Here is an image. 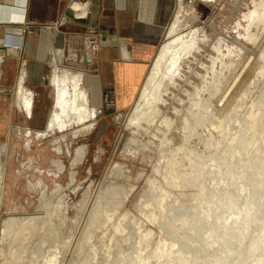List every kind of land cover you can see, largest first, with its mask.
<instances>
[{"label": "bare ground", "instance_id": "6f19581e", "mask_svg": "<svg viewBox=\"0 0 264 264\" xmlns=\"http://www.w3.org/2000/svg\"><path fill=\"white\" fill-rule=\"evenodd\" d=\"M70 4L75 9H80L82 5L77 0H71ZM73 4H78V6H73ZM197 17V11L190 2L178 0L174 18L168 29L170 36H173L166 42L161 43V48L155 57L154 65L151 67L140 89L138 98L134 101L131 112L127 115L125 125L141 126L147 129L146 126H143V122L146 121L149 126L154 127H152L154 130L152 134L154 136L157 135L159 139V141L153 139L141 140L139 137L133 136L130 138V141L141 144L149 150L158 149L160 151L159 158L153 168L154 173L158 176H153L148 187L142 190L143 193L141 191L142 194L136 197L133 204L149 220L154 221L163 233L159 239L165 245V251L168 255L165 260L167 264H172L175 258L176 260H180L190 255L194 256L193 259L196 261L194 264H215L216 256L222 255L224 251L228 252L229 250L237 252L234 256V264H264V236L261 235L262 229L260 231L257 230L259 233L257 231H255L257 233L253 232L254 235L246 232L231 236L229 234L230 231H228V226L231 224L228 222L229 219H232L230 222H235L241 216V219L244 220L249 207L254 204L256 205V203L258 204L255 197V199L252 198V200L248 199L250 201H247V198L244 199V197L248 196V194L245 196L242 194L243 191H245L244 193L247 191L249 193L250 190L257 188L251 183V179L257 177V174L253 177V173H249L250 171L247 168L252 160L255 159L254 161H256L258 157L251 160L249 156H238L236 151L238 148L250 151V146H254V152L259 150L261 154L259 148H264V145H261L264 144V96L260 97L257 107H250L245 113L246 120H248L247 126L252 128L254 132L252 136L243 135L240 138L238 136L235 140L222 145L223 151H216L218 139L212 137L210 132L208 142L210 145H214L212 147L214 148V152L209 156L195 153L194 155L192 152L187 154V149L189 148L186 142L190 137L196 135L197 126L200 123L202 125L205 121H210L212 125L216 124V127L219 130L221 129V132L225 136L228 135L226 124L232 119L230 113L225 117L212 119L209 114H200L199 112L202 111V108L199 107L207 103L209 105H206L207 108L212 105L213 98L216 97L217 93L219 94L223 80L227 83H231L232 80V83H235L236 76L234 69L237 64L238 55L241 53L236 44L222 37H218L216 42L208 41L206 32L199 26H193L194 22L192 23V21ZM245 23L246 26H249L246 31L244 30L246 36L255 39L256 33L252 31L251 26L258 27L259 24L264 23V0H252V6L249 7L246 13ZM186 26L189 29L183 31ZM222 39L224 40V46ZM201 44L210 45L215 52V54H209V62L195 61L196 52L201 48ZM166 55L169 56L165 57ZM163 57L167 61L166 65L168 63L165 69L166 72L161 70L160 61ZM194 62L201 64L204 68L203 71H197V79L199 78V81H195L186 75L184 76V65H187L188 70H192ZM73 71L70 72L66 68H61L53 73L52 82L55 86V102L53 107H51L45 128L36 129V134L32 136L31 128L22 127L19 124L16 125L13 139L16 141L22 129H24L27 136L23 145L24 150L32 151L31 145L35 142V139L45 136L49 133V129H65L67 131V129L71 128L70 134L76 136L79 132L92 127V122L89 120L94 111L88 104L86 91L79 85L81 73ZM165 76H167V80L164 79L166 78ZM181 78L183 80L187 79L188 84L191 86L183 88L186 99L182 95L178 96L171 89V86H168V84H172V87H175L180 84L179 80ZM230 85L232 86V84ZM206 89L210 90L208 96L204 94ZM171 93L172 97L175 96L176 98L178 96L177 99L181 103L180 106L176 103L171 105V109L175 115L177 114L176 116H178L182 107H184L180 116L184 117V121L182 122L185 125L186 133H184V136L186 137L185 139L181 137V141L174 140L177 128L176 118L173 119L172 115H168L166 111L161 109L162 105H168L169 107L167 97ZM31 96L32 91L24 85L23 76L19 75L16 86V97L19 102L21 101V109H24L25 112H31ZM208 112H210L209 109ZM3 122L4 119H0V124ZM75 125L77 127L72 128ZM67 134L69 133L63 132L60 137L61 139L53 140V147L58 151H62L61 141L64 140ZM244 136L245 138H243ZM167 149L172 152L165 153ZM4 150V145L0 144V183L3 181L5 175L1 157ZM126 150L130 152L134 151L129 145H127ZM12 151H14V147L11 148V153ZM85 151V144H79L76 147V154L73 157L72 163L76 164L81 160ZM179 151H185V153H182L183 155L180 156ZM227 152H229L230 156ZM254 155L256 156L255 153ZM186 159L188 160V165L185 162ZM27 160L29 162L27 165L23 162L22 168H17L18 173H15V170L10 168L11 174L17 178L21 169L29 171L26 174L27 185L30 189H39V196H37L38 203L33 211L21 210L17 201H14L10 205L7 217L2 220L0 264H34L36 258L39 257L41 260L40 256H43L47 248L59 244L63 233V225L67 220L66 210H64L63 206L65 200L61 195L64 190L63 184L55 179L54 188L50 191L42 177L49 175L58 176L60 172L58 170L61 167L59 165L60 159H51L53 162L50 163L51 168L47 169V171L41 168L42 165L40 166L39 163L42 161L39 162V159L33 156V154L30 153ZM259 161L257 160V162ZM54 163L59 164L54 165ZM211 164L217 166V168L215 167L216 170H211ZM177 166L181 167L177 169ZM196 167L205 169V172L204 170L195 172ZM124 168L121 163L117 162L113 166L111 173L113 176L123 177L126 175ZM219 171L222 173L221 175H217ZM69 173L70 180L74 182L76 169L72 167ZM31 175L40 176L36 180H33ZM206 178L209 179L208 182L205 181ZM261 179L260 185L264 187V175H262ZM108 181L104 188L101 186L98 188L96 195L91 201L87 216L85 217V221H83V226L81 225L83 234L80 232L82 236H79L80 238L78 237L79 239H77L74 252L71 254V259L69 260L70 264L73 260L76 264H90L91 262L89 261L94 260L97 254L95 253L96 249L92 248L90 253L88 250L84 253L81 247L82 245H87L83 244V242H89L91 236L95 234L100 235V239L98 237L97 239L101 240L100 243L103 240V243L106 245V247L101 245L103 248H106V250L104 249L106 253H103L104 257H101L104 258V260L102 259L103 262L101 261L102 264H138L145 257V255H141V252L137 251L150 244L154 231L146 229L144 224L135 215L124 213V209L116 211V209L122 208L120 205L122 206L126 201L128 190L123 182L109 179ZM257 183L259 184V181ZM67 184L69 185V183ZM192 184L198 186V190L193 188L191 191L193 203H187L185 200L180 199L179 196L174 195L172 189L174 186L184 187ZM214 187H219L222 196L214 199L213 195L209 194L206 197L207 199H205L204 194H207L206 192ZM189 195L186 194L185 196L190 199ZM84 202L86 203L87 200ZM84 206L85 204L82 207ZM218 208H220L222 214L228 211L226 212L227 214L225 215L224 213V216H222L220 213H214ZM81 209L82 212L83 208ZM197 209L199 210L198 215L195 214ZM115 211L119 213L116 214ZM211 213H214L213 217L208 218V215ZM125 217L128 219H125ZM79 220L81 219L78 216L74 218V226L78 224ZM109 222L112 228H110L109 234L106 233L108 235L107 242L104 240L103 234L105 231L103 228H109ZM226 236L231 240L236 238L237 242L228 243L224 240ZM216 242L221 245L224 243L222 253L218 251L215 245ZM94 243L92 244L95 245ZM92 244L91 246H93ZM245 244L246 246H244ZM98 247H96L97 250ZM158 247L159 245H157ZM82 253L84 254L82 257L80 255L81 263H79L80 260L78 261L77 259L80 258L78 256Z\"/></svg>", "mask_w": 264, "mask_h": 264}, {"label": "rangeland", "instance_id": "374dc122", "mask_svg": "<svg viewBox=\"0 0 264 264\" xmlns=\"http://www.w3.org/2000/svg\"><path fill=\"white\" fill-rule=\"evenodd\" d=\"M187 1L191 3V5L196 9L198 14V17L193 19L192 21V23L194 22L193 26H199L200 28H202L206 32L208 41L216 42L218 37L220 38L222 37L228 40L229 42H233L234 44H236V47L240 49L241 52L238 55L237 64L234 69L236 76L235 83L233 84L232 80L231 83L230 82L227 83L223 80L221 83L222 84V87L220 89L221 92L219 91V94L217 93L216 97L213 98L212 105L207 108L206 106L208 105L207 103L206 105H204L206 106L205 108L203 105H202L203 107L202 106L199 107L202 108V111L199 112L200 114L202 113L205 115L209 114L211 115L212 119L214 118L216 119V117L219 118L225 117L228 113H230L232 119L226 124V126L228 127L227 131L230 133V135L227 132L228 135L225 136L221 132V129L219 130V128L216 127V124L212 125L210 121H205L204 123H202V125H200L201 123L199 125L197 124L198 126H197L196 135L190 137L189 140H187L186 142V145H188L189 148L187 149L188 150L187 154L192 152V154L194 153L198 155L205 154L206 156H209L212 152H214V148H212L214 147V145H210L208 142V139H210L209 138L210 132L212 134V137L218 139V142L216 144V148H217L216 151H223L222 145L235 140L238 136L240 138V136L243 135L252 136L254 134L253 129L247 126L248 120H246L245 113L247 112V110H249L250 107L251 108L257 107V103L260 101V97L264 96V23L259 24L258 27L251 26L252 31H255L256 33V38L251 39L248 38L245 34V31L249 27L248 25L246 26L245 19L249 7L252 6V0H183V2H187ZM177 5H178V0L175 9H177ZM174 12L172 14L169 23L166 25L164 29L163 37L161 39L162 42H166L169 38L173 36V35L170 36V34L168 33L169 32L168 29L174 18ZM187 29H189V27L186 26L183 29V31H186ZM161 41L160 43H162ZM223 46H224V40H223ZM200 47L201 48H199L198 51L196 50L197 52H196L195 61L209 62L208 59L209 54L210 53L215 54L213 48L210 45L208 46V44H201ZM160 48H161V44L158 47V49H156L155 51L156 54L154 53V55L151 57V59L148 62L146 69L147 73L145 72L146 75L144 74L143 76L144 78L142 81L143 83L149 71L151 70V67H153L154 65L155 57L160 51ZM167 56L169 55H166L165 57ZM166 62L167 61L164 57L160 61L161 70L163 72H166L165 69L167 68L168 65V63L166 65ZM184 68H185L184 76L186 75L187 77L192 78L195 81H199V78L197 79V74H198L197 71L204 70L201 64L195 62L192 70H188L187 65H184ZM165 77L166 78L164 79L167 80V76ZM182 78L181 80H179L180 84L176 85L175 87H172L173 86L172 84L170 85L168 84V86H171V89L178 96L182 95V97L186 99L185 94L183 92L184 91L183 88L191 87V86L190 84H188L187 79L183 80ZM182 82L183 84H181ZM230 84H232V86ZM142 85L140 86L142 87ZM46 87L45 89H47V91L52 89V86L50 84L49 86ZM137 90L134 93L130 104L127 107L121 109L119 113H116L117 116L113 122L111 121L112 120L111 118L113 117L112 115L114 114L116 109L108 110L107 112L108 117L105 118L106 120H102V119L98 120V122H96L90 129H88L89 132L85 130V132H79V134L76 136L70 134L71 128L67 129V131L65 129L64 130L49 129V133H47L45 136L41 137L40 139H35L34 143L32 142L33 143L31 145L33 148L32 151H27L26 149L25 150L23 149V145L27 137L24 129H22L17 140L14 141L13 138L15 136V127L17 124L21 125L22 127H29L31 128V133H32L31 135L33 136L36 134L35 133L36 129H43L46 127L47 119L46 122L44 123V122H40V120L36 117L32 121L30 120L28 123L23 116L27 112H25L24 109L16 107L17 106L16 88H15V97L12 92L9 93L3 92L2 94H0V119H4V122L0 124V144H3L5 147V150L1 154L3 161V170L5 172V175L3 181L0 183V233L2 230V220L5 217H7L8 211H10V205L13 204L14 201H17L21 210L24 211H33L38 203L37 196H39V189L38 188L30 189L27 185L26 174H28L29 171H23L24 169H21L19 176L16 178L11 174L10 168H13L15 170V173H18L17 168L18 167L22 168L23 162H25V165L29 163L27 159L30 153L33 154V156H35L37 159H39V162L42 161L41 163H39V165L40 166L42 165L41 168L42 169L44 168L45 171L51 168L50 163L53 162V160L51 159L53 158L60 159V164L54 163V165H58V164L61 165V167L58 170L60 171L59 175L58 176L49 175L42 177L45 180L47 184V188L50 189V191L54 188L53 186L55 185V179L61 182V184H63L64 190L62 191L61 195L65 200L63 206H64V210H66L65 213L67 220L63 225V233L60 237L59 244L57 246H51L47 248L43 256H40L41 260L39 257L36 258L34 264H70L69 260L71 259V254L74 252L76 243L78 241L77 239H79L83 234L81 225L83 226V221H85V217L87 216L88 210L90 208L89 206L91 205V201L93 197L96 195L98 188L100 186L103 188L106 186V184L109 182L108 179L123 182L128 190V197L126 201L122 204V206L120 205V207L122 208L121 209L118 208L116 209V211L118 210L121 211L122 209H124V213L128 215H135L144 224V227L146 229H151L154 231L152 240L150 244L147 245L148 248L147 246H144L142 249H140V251L139 249L137 251V252H141L142 256L145 255L142 261H140L138 264H167L165 260L166 257H168V255L167 252L165 251V245L163 244L162 240L159 239L163 235V233L160 231V228L157 226V224L154 221L149 220V218L145 214H143L140 210H138L135 204H133L135 203L136 197L140 196L143 193L142 190L145 187H148L150 181L153 179V176H158L157 174L154 173L153 168L160 155V151L158 149L149 150L143 147V145L141 144L130 141V138L133 136L139 137L141 140L153 139L155 141H159L158 136L155 135L157 136L155 137L152 134L154 131L152 129L153 126H149L146 123V121L143 122V126H146L147 129L141 126L125 125L127 115L131 112L134 101L139 96L140 91ZM49 92L50 91H48L47 93ZM209 92L210 90L206 89L204 94L208 96ZM47 93H45V99L43 101V104L40 106V109L43 112L48 113L49 115V112L51 110L50 108L52 107V100L46 96ZM178 96H176L175 98V96L172 97V93L169 94L167 97L169 107L168 105L167 106L162 105L161 109L166 111L168 115L170 116L172 115L173 119L176 118L177 128L175 131L176 135L174 137V140L181 141V137H184V139L186 137L184 136V133H186V129L184 128L185 125L184 122H182L184 121L183 119L184 117L180 116V113L182 112L184 107H182L181 112L178 114V116H176L177 114L175 115V113L171 109V105L174 103L178 104L179 106L181 105V103L177 99ZM13 102L16 106L13 104ZM208 109L210 112H208ZM19 110L22 111L23 114ZM36 120L39 121L36 122ZM76 127L77 125H75L72 128H76ZM63 132H68L69 134H67L64 140L61 141L62 151H58L55 147H53L54 145L53 140L61 139L60 137ZM243 138H245V136ZM79 144H85L86 151L82 159L79 160L76 164H73L72 160L76 154V147ZM127 145L131 146V148H133L134 151L133 152L127 151L126 150ZM12 147H14V151H12L11 153ZM253 148L254 146H250V151H247V149L238 148L236 152L237 155L240 157L249 156L251 160L252 158L257 159L258 157L257 160L258 161L260 160L259 162H257V160L254 161L255 159L252 160V162L250 161L251 163L247 168V170L250 171L249 173H253V177L257 174L256 175L257 177L251 179L252 185H254L257 188L250 190L251 192L249 191V193L248 191L246 193H244L245 191H243L242 193L244 196L248 194V196L246 195L244 199L247 198V201H250L252 200V198L253 199L256 198L258 204L256 203V205L254 204L249 207V209L247 210L248 212L244 217V220L241 219V216L239 217V219L237 218L235 222H230L232 219L228 220V222L231 223L228 226V231H230L229 234L231 236L237 233L243 234L246 232L253 234V232L257 230L260 231L261 229H262L261 235L264 236V187H261L260 185L261 183L260 181H262L261 177L262 175H264V170H262V168H264V158H262L264 157V153H262L264 152V150L262 149L264 148L262 149L259 148L261 150L262 155L260 154L259 150L254 152ZM168 152H172V151L167 149L165 153ZM182 153L184 154L185 151H179L180 156L183 155ZM254 153L256 154V156L254 155ZM227 154H229V152H227ZM117 162L121 163L123 165V168L125 167L124 170L126 172V175L123 177L115 176V175L113 176V174L111 173L113 166ZM185 162L188 165L187 159L185 160ZM181 166H177V169H179ZM72 167L76 169L75 179H73L74 182H72L69 178L70 176L69 172L72 169ZM215 167L217 168L215 164L210 165L211 170L213 169L216 170ZM195 170H196L195 172L203 171V170L205 172V169H200V167H196ZM221 174L222 173L220 171L219 173H217V175H221ZM39 176L40 175H34V176L31 175V178L33 177L32 179L36 180ZM207 179L208 178H206L205 180L206 182L209 181V179L208 180ZM258 181L259 184L257 183ZM70 182L72 183L70 184ZM67 183H69V185ZM87 186L89 190H87L88 189ZM193 188L195 190H198V186L193 184L190 186L186 185L184 187L174 186L172 189L174 195L179 196L180 199H183L187 203L191 204L194 202L193 198H191L193 197L191 195L192 194L191 191ZM206 193L207 194H204L205 199H207L206 197L209 194H212L214 199H216V197L222 196L219 187H214L213 189L208 190ZM186 194L187 195L190 194L189 195L190 199H188L187 196H185ZM250 194L253 195L251 198H250L251 196ZM85 200H87L86 203L84 202ZM216 203L218 204V202ZM84 204L85 206L82 207ZM81 208H83L82 212H81L82 210ZM215 212L220 213L222 216H224L223 214L225 213L226 215L227 214L226 212L228 211H225L222 214L220 208H218L216 211H214V213ZM117 213L119 212H116V214ZM77 214H81V215H77ZM195 214L197 215L199 214L198 209L197 212H195ZM213 214L211 213L210 215H208V218L213 217ZM76 216H78L79 219L81 220H79L78 224L77 225L75 224L76 226H74V218ZM253 217H255V219H253ZM125 219L128 218L125 217ZM108 226L109 228L107 227L103 228V230L105 231L103 234L104 240L107 242H108V235L106 233L109 234L110 228H112L110 222ZM125 230L124 232L127 231ZM95 235L91 236L89 242L86 243L83 242V244H87V245L85 246L82 245L81 248L83 250L82 252L84 253H86L87 250L90 253L92 248L96 249L95 253H97L98 256L97 254L95 256L98 259L96 260L95 257L94 260L95 262L97 261L96 262L97 264H102L103 262L102 259L104 260V258L101 257H104V254L106 253L105 251L106 248H103L101 245H104V247H106V245L103 243V240L102 243H100L101 242V240H99L100 235H96V236ZM97 237L99 239H97ZM224 240L230 244L237 242L236 238H233V240H231L227 236L224 238ZM91 241L92 243L95 242L94 243L95 245H93ZM91 244L93 246H91ZM157 245H159L158 248ZM215 245L217 246L218 251L222 253L224 243L221 245L220 243L216 242ZM95 246L96 247L100 246V247H98L97 250ZM244 246H246V244ZM102 248L103 250L105 249L104 252ZM84 253L79 254L78 257H80V255L82 257ZM236 253L237 252L235 250H229L228 252L224 251L222 255L216 256L215 264H234V256L236 255ZM81 257L77 259L78 261L80 260L79 263H81ZM193 257L194 256L190 255L187 258L185 259L182 258L180 260H176L175 258L172 264H194L196 261L195 259H193ZM94 260L89 261L91 262L90 264H94L95 263ZM0 262H1V258H0ZM74 262L75 261L73 260L71 264H76V262L75 263Z\"/></svg>", "mask_w": 264, "mask_h": 264}, {"label": "crops", "instance_id": "0c3cea01", "mask_svg": "<svg viewBox=\"0 0 264 264\" xmlns=\"http://www.w3.org/2000/svg\"><path fill=\"white\" fill-rule=\"evenodd\" d=\"M86 1L87 14L77 16L70 0H0V94L12 92L15 97L18 76H23L24 85L32 91L31 112L23 115L28 123L36 117L40 122L48 121V113L40 106L50 91L46 96L53 107L52 76L61 68L81 73L79 85L94 111L89 120L92 126L106 120L108 110L116 109L113 122L116 113L130 104L137 87L140 91L148 62L161 44L177 3ZM23 9L22 23L6 22L21 20ZM90 38L96 49L89 46ZM44 73L48 75L47 82ZM49 84L53 90L47 91ZM16 100L17 106L13 104L21 108V101Z\"/></svg>", "mask_w": 264, "mask_h": 264}, {"label": "built area", "instance_id": "2783aa9c", "mask_svg": "<svg viewBox=\"0 0 264 264\" xmlns=\"http://www.w3.org/2000/svg\"><path fill=\"white\" fill-rule=\"evenodd\" d=\"M71 1V0H70ZM78 2H80L82 5L80 7V9H75V15H86L87 14V9H88V4H87V1L86 0H77ZM24 21V9H23V12H22V19L21 20H15L14 18L13 19H10L8 21H6L7 23H22ZM22 31L25 30L24 27L21 28ZM89 46L92 48V49H96L97 48V45L95 44V42L93 41V39H89ZM75 54V53H74ZM22 67H23V63L20 62V71L22 70Z\"/></svg>", "mask_w": 264, "mask_h": 264}, {"label": "water", "instance_id": "95a60500", "mask_svg": "<svg viewBox=\"0 0 264 264\" xmlns=\"http://www.w3.org/2000/svg\"><path fill=\"white\" fill-rule=\"evenodd\" d=\"M44 81L47 82L48 81V75L46 73H44Z\"/></svg>", "mask_w": 264, "mask_h": 264}]
</instances>
